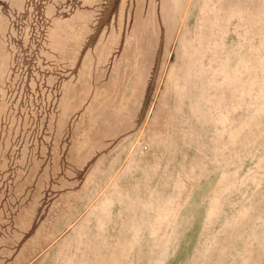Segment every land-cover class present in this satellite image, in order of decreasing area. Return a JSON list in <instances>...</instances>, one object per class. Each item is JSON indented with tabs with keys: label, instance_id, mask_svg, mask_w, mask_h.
I'll return each mask as SVG.
<instances>
[{
	"label": "rangeland",
	"instance_id": "rangeland-1",
	"mask_svg": "<svg viewBox=\"0 0 264 264\" xmlns=\"http://www.w3.org/2000/svg\"><path fill=\"white\" fill-rule=\"evenodd\" d=\"M0 264H264V0H0Z\"/></svg>",
	"mask_w": 264,
	"mask_h": 264
}]
</instances>
